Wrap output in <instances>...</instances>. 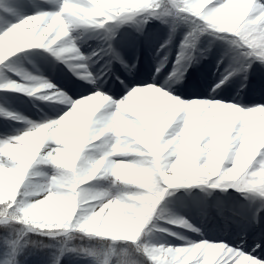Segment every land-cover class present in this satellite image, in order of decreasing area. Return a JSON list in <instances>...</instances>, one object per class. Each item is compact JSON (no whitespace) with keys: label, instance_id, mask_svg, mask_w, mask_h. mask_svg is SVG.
I'll use <instances>...</instances> for the list:
<instances>
[{"label":"clouds","instance_id":"1","mask_svg":"<svg viewBox=\"0 0 264 264\" xmlns=\"http://www.w3.org/2000/svg\"><path fill=\"white\" fill-rule=\"evenodd\" d=\"M152 18L189 28L163 86L137 85L117 100L100 90L103 77L74 73L97 89L74 100L44 79L11 84V90L68 107L45 123L23 118L26 130L0 139V227L14 234L8 241L14 254L51 247L31 238L36 236L58 246L52 264L69 254L93 264H191L193 256L200 264H264L223 242L153 243L157 233L168 231L158 220L199 231L184 217L158 213L171 189H251L264 199V106L184 100L171 91L183 85L190 67L207 59L199 47L203 37L227 43L241 61L264 66V0H62L57 11L29 16L0 34V64L37 48L90 61L72 33L100 29L115 39L125 26L142 33ZM118 60L129 76L135 73L136 63ZM162 70L158 66L157 74ZM241 70L234 69L214 91ZM256 176L259 185L253 183ZM11 264H19L15 255Z\"/></svg>","mask_w":264,"mask_h":264},{"label":"bare ground","instance_id":"2","mask_svg":"<svg viewBox=\"0 0 264 264\" xmlns=\"http://www.w3.org/2000/svg\"><path fill=\"white\" fill-rule=\"evenodd\" d=\"M1 1V0H0ZM12 5L15 2H24L25 4L28 3L30 7L26 9H11L9 8L3 9L0 15V34L7 31L13 25L20 23L23 19L27 18L30 14H38L41 12H54L59 9L60 2H56V0H9ZM30 9V10H29ZM139 32L135 35L137 39H140L142 44L138 48H132L125 46L124 40L129 38L133 39L134 36L131 32V29L127 28H120L118 31V35L116 36V42H118L119 46L124 49L125 52L120 50L116 51L111 48L110 44L112 42L111 36L106 33L104 30L100 29H80L74 33H72L73 38H75V45L79 48L80 52L86 58H91L89 61L85 59L81 60H66L65 57H68L69 53H64L63 56H57L53 54L52 51L43 48L37 49H28L23 52L16 54L15 56L9 58L3 64H0V82H5L6 78L14 77L17 81H20L22 77L27 76L31 78L33 83L34 79H41V77H52L56 80H64L69 76L70 73H79L82 75H87L91 73L95 77H103V79L108 78L107 83L105 84L101 79L100 81V90H110L112 89V93L116 97V99L123 98L131 88L137 85H145V84H156L163 86L165 79L170 75V73L174 70L177 60L182 51V47L177 48L176 42L173 43H162L157 50L155 49V45L153 46L154 42L149 40L148 34L150 30L144 33ZM154 47V48H153ZM152 51V52H151ZM154 51V52H153ZM176 54V57L173 55ZM166 60L161 62L163 56ZM161 56V57H160ZM118 57H122L124 61H127L129 65L136 63L137 69L136 71L143 68L144 70L149 71L152 76L148 79H144L142 81L137 80L136 71L132 76H129L127 73L125 75V81L123 84L118 83L117 85H112L113 75L112 72L115 68H119L122 65L118 60ZM170 60V61H169ZM14 61H19L20 66H18V70L13 71L9 69L7 64H11ZM148 62L152 63V67ZM163 65V70L157 74V67ZM216 65V68L215 66ZM218 65V66H217ZM229 67L228 71L219 70L220 61H216L213 57L207 56V59H202L194 64L192 67L188 69L187 75L185 77L183 85L177 86L176 88L172 89L174 95L183 98L184 100H195V99H219L224 101H230L233 103L238 104L239 106L246 105V87L242 88V85L252 86L254 85V90H259L260 88L264 89V82L259 81L255 78V73L257 71H264L263 68L258 67H236L234 65ZM50 66V67H49ZM172 67L170 70L168 68ZM242 69L238 75L232 76L226 83H224L219 89L216 88L217 84H220L222 80L226 76L229 75L234 69ZM243 69H247L244 71ZM124 70V68H123ZM257 70V71H255ZM125 71V70H124ZM211 75H218V77L222 76V78L214 79L208 74V80L211 79V85H214V89L211 90L204 89L209 85L210 82L200 81V75H204L209 72ZM199 73V76H198ZM60 76V77H59ZM217 77V76H216ZM215 77V78H216ZM204 82V83H203ZM193 84H201L202 89L199 90H191ZM82 85V82L79 84ZM236 89L239 94H234L233 90ZM82 90L85 96L91 94L96 88H93L91 85H82ZM245 94V96H243ZM252 100V97H249ZM34 104L30 101H24L23 103H19L15 106L14 110H11L10 102L8 100L7 95L3 92H0V107L4 111L6 110V116L2 117V128H0V135L5 133L4 138L9 136H14L19 133H22L24 130L28 128V124L24 122L23 118H27V120L33 121L35 123H45L49 120L58 119L61 115H63L67 110L68 107L64 105H46L39 100V98H32ZM253 102L250 103L248 108L257 107V106H264V97L254 98ZM38 106L43 107L46 112L42 113ZM47 108V109H46ZM20 113L22 120L20 119H5L12 116H16ZM46 169H52L50 166L41 165ZM52 171L48 172L51 174ZM196 186L192 188H188V197H192V199H196L193 194V190H195ZM192 191V192H191ZM190 192V193H189ZM195 193V192H194ZM181 197H183L182 191L180 192ZM216 192H213L209 198L211 201L214 200ZM174 193L171 191L167 194V197L162 201L160 208L158 209L159 212H166L170 215L180 216L188 219L190 216L192 219V224L195 228L205 229L204 233H199L197 231H192L185 228L177 227L174 224H169L166 220H158L156 223L159 224L161 228H165L168 231L163 233H157L153 243L159 245L164 244L165 246L171 247H188L192 244L200 243L202 241L208 242H221L222 240H227L230 236L225 232H218L213 230H208L207 226L211 223L212 225L217 224V222H223L224 220H229L232 217V214L227 216L226 212L221 213L220 216L223 219H218L211 214L221 212L224 208L215 203L211 205L208 202V199H203L200 203H195L193 200L189 201V206H191L190 210L194 209V214L190 213L187 209V205L182 202V200H178ZM184 198V197H183ZM185 199V198H184ZM188 202V201H187ZM231 205V204H230ZM186 208V209H185ZM223 208V209H222ZM231 209H233L231 207ZM234 211V209H233ZM190 213V215H189ZM231 220V219H230ZM191 222V221H190ZM205 225V223H207ZM255 228H257L258 223H254ZM216 227V226H215ZM251 237V236H250ZM262 247V245H261ZM251 253V250H250ZM252 257L257 258V255L253 254Z\"/></svg>","mask_w":264,"mask_h":264},{"label":"rangeland","instance_id":"3","mask_svg":"<svg viewBox=\"0 0 264 264\" xmlns=\"http://www.w3.org/2000/svg\"><path fill=\"white\" fill-rule=\"evenodd\" d=\"M26 7H27V9H26ZM28 7H30V5L28 3L25 4L24 2H22V3L21 2H15V4L12 5V3H10L9 0H1L0 1V15L2 13V10L6 9V8H9V10L19 9V8L28 10ZM159 12L161 14H163L164 9L163 8L159 9ZM33 15H36V14H30L29 16H33ZM124 28L131 29V32L134 35V36H131V37H133L132 40L129 38L124 40L125 46L132 47V48H138L140 46V44H142V42H143L140 39H137V37H135V35L138 33V31L132 27L125 26ZM144 30H145L144 33L146 31L150 30V32L148 34V38H149V40L153 41V43L156 42L153 44V46L155 45V48L157 47V49H158V46L160 47V45L162 43H167V44L173 43L174 40L177 41L176 42L177 48L182 47V43L184 42L185 37H186L187 33L189 32V28L184 24L176 25L171 20H169L168 23H164V22H162L161 19H156V18H152ZM116 41H117L116 39H112V42L110 44L113 47V49L116 51L120 50L122 52H125L124 49L122 47H120L118 42H116ZM199 47L201 50H205V54L207 56L213 57L216 61H218V60L221 61V63H220L221 67H219L218 71H220V70L227 71L228 70L227 66L231 63H232V65H235V66H237V65L241 66L242 65L241 67H243V66L248 67V65L250 63L251 67L255 66V67L264 69V66H262L259 62L241 61L240 60V53L237 51H234L225 42L213 41L212 38H210V37H203L200 41ZM209 47L211 48V51L207 52L206 50L209 49ZM161 56H163V55H161ZM173 56L176 57V54ZM164 60H166V59L163 56L161 59V62ZM19 64H20L19 61H14L11 64H7V66L9 67V69L16 71L19 69L18 68V66H20ZM207 74H211L210 71L207 72ZM255 78H257L259 81L264 82V71L259 72L257 75H255ZM13 79H14V77L6 78L3 85L0 82V92H2V89L5 90L8 87V85L12 82ZM200 80L204 81L205 83L206 82H212L211 79L207 81V79L204 78L203 75H200ZM252 86L253 87L249 86L246 88V96H245V94H244V96H245V98H248V99H246V102H247L246 105L242 106L244 108H248L247 106H249L250 103L253 102L252 100L254 98L264 97V89L263 88H260L257 91V90H254V84ZM211 87H212V85H211ZM249 97H252V100H250ZM204 99H207V98L205 97ZM31 102L34 104L33 101H31ZM260 106H262V105H260ZM2 126H1V128H2ZM40 169L42 171L47 172V173L52 171V169H46L45 167H42V166H40ZM260 180H261V177L257 178V181H255V184L259 185ZM93 184L97 185L98 187H103V188L108 187V185L105 181H94ZM195 188L196 189L193 190V192L192 191L191 192L193 194H195L194 196L196 197V199H192V197H190V198L188 197V191H189L188 188L171 189V190H169V192L171 191L172 193H174L175 197L179 201L180 200H182V202L184 201L183 203H185V205H187V208L189 207V205H191V204H189V201L193 200L195 203H200L205 198L208 199V202L211 203V205L212 204L214 205V203L211 201V198H209V196L213 192H216L215 197L217 198L216 201L218 202L219 205H221L224 208L225 202L228 201L231 204V207L234 209V211L232 210L229 212V210H227V212H226L227 215L232 214V217H231V220H233L232 222H234V223L241 222L240 225L245 230H248L251 227L255 228V226H254L255 222L258 223L257 228H261L263 226V224H264V199L259 197L258 194H252V193L241 194L240 192H237L235 190H229L227 192H224V191L219 190V189H209L206 191L203 187H197V186ZM181 191L183 193L182 196L185 199L183 197H181V195H180ZM166 197H167V194H166L165 198ZM216 201L214 200V202H216ZM253 202L256 203V205H257V203L260 205L259 206L253 205ZM224 211L225 210H223L221 212H217V213L211 212V214H213L214 216H218L220 219H223V217L220 215H221V213H224ZM12 237H14V234H13V236H11V238ZM31 238L34 240H38V241L42 240L44 244L51 245V247L45 248L44 250H39L37 248L28 247L22 251V254H24V255L26 254L28 257H31V256L39 257V258L43 259L44 261H46L47 263L49 262L50 264H52L53 257L58 254V246L55 244V242L52 240H49L48 238H41V237H36V236H33ZM76 243L79 244L81 242L77 241ZM84 243L90 247L91 246L99 247V245L96 244L95 242H91V243L84 242ZM125 246L126 245L121 244L118 247H125ZM14 255H15L16 259H19L20 253L14 254L11 247L9 246L8 241H7L5 243V245L0 248V264H11V262L13 261ZM64 261L66 264H93V262L89 259H84V258L78 257L76 255H72V254L64 256L63 260L61 261V264Z\"/></svg>","mask_w":264,"mask_h":264},{"label":"trees","instance_id":"4","mask_svg":"<svg viewBox=\"0 0 264 264\" xmlns=\"http://www.w3.org/2000/svg\"><path fill=\"white\" fill-rule=\"evenodd\" d=\"M258 160H259V157L257 156L256 160L253 163L258 165ZM257 171H259V168H257ZM257 178H260V177L256 176L253 179V183L255 181H257ZM11 236H13V234L10 231H8L4 228L2 229L0 227V248L3 247L7 241L14 238V237L11 238ZM26 256H27L26 254L24 255V254H22V252H20L19 259H18L19 264H50L49 262L47 263L46 261H44L43 259H41L39 257H35V256H31V257L27 256L26 257ZM62 264H66L65 261L62 262Z\"/></svg>","mask_w":264,"mask_h":264},{"label":"snow or ice","instance_id":"5","mask_svg":"<svg viewBox=\"0 0 264 264\" xmlns=\"http://www.w3.org/2000/svg\"><path fill=\"white\" fill-rule=\"evenodd\" d=\"M24 20V19H23ZM53 54H55V55H57V56H59L60 54L59 53H57V52H55L54 50H53ZM8 87L9 88H11V87H14V85H8ZM250 119H251V117H250ZM249 193H252V194H257L255 191H253V190H249ZM243 253V252H242ZM200 257L199 256H193V258H192V260H191V264H200ZM261 261V260H260Z\"/></svg>","mask_w":264,"mask_h":264}]
</instances>
